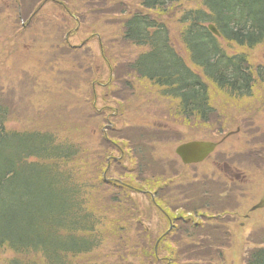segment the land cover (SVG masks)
I'll list each match as a JSON object with an SVG mask.
<instances>
[{
  "label": "trees",
  "instance_id": "1",
  "mask_svg": "<svg viewBox=\"0 0 264 264\" xmlns=\"http://www.w3.org/2000/svg\"><path fill=\"white\" fill-rule=\"evenodd\" d=\"M10 1L21 6L20 0ZM31 2L36 11L57 5ZM183 2L140 0L139 12L125 14L123 44L143 53L124 64L107 57L101 40L99 57L86 41L72 45L79 31L63 26L54 34L57 42L47 43L42 30L49 27L34 24L45 12H0V67L14 65L13 57L28 44L39 47L40 61H34L44 63L40 77L19 81L24 74L13 65L15 75L0 74V264L224 259L230 242L214 227L212 213L170 189L182 181L156 149L167 128L143 123L134 106L168 108L161 121L166 124L174 119L173 124L207 126L216 98L231 99L247 110L235 109L225 121L248 130L240 116L248 110L253 118L264 114V64L257 60L264 58L257 53L264 52V0H195L197 6L178 23L184 28L178 36L182 56L163 17ZM209 24L220 37L210 33ZM1 80L12 86L6 89L10 99L19 95L33 102L30 112L10 105ZM136 83L152 89L147 94ZM13 120L30 125L8 129ZM260 245L246 264H264V241Z\"/></svg>",
  "mask_w": 264,
  "mask_h": 264
},
{
  "label": "rangeland",
  "instance_id": "2",
  "mask_svg": "<svg viewBox=\"0 0 264 264\" xmlns=\"http://www.w3.org/2000/svg\"><path fill=\"white\" fill-rule=\"evenodd\" d=\"M25 1V4L23 3ZM57 5L54 4H47L41 12H45V14L50 15L51 17L48 18L46 15L43 16L40 19V24H35L38 28L40 26H48L49 29H44L42 32H48L45 35V40H47V43H56L57 41L54 39V34L57 32V27H64L66 30H71L69 32H73L76 30V28H79V32L77 34H74L72 38L70 39V43L72 45L81 46L85 41L86 47L91 50L94 56H100V43L97 40H101L105 46V51L107 54V57L110 58H116L119 57L121 64H124L125 62L133 59V57L138 56L142 50L134 51L133 48L129 44H123V24L125 23L126 19V13H137L140 11L139 3L140 0H51ZM21 6L18 5L16 7L15 4H13L10 0H0V12H36L35 9L32 8L33 4L31 0H23L21 1ZM197 6L196 3H193L191 5H188L187 3L183 2L180 6L176 7V9H172L170 12L171 14H167L163 17V22L166 21V25L168 26L172 38V42L175 45V49L178 50L181 55L183 56L184 53L181 50L182 48L179 45L178 36H180V32L184 29L183 26H180L179 19L182 17V14L185 11L191 10V8H195ZM16 7V9H15ZM26 8H29L26 10ZM183 8V9H181ZM32 9V10H31ZM66 12H71L72 14L77 17L79 22H81V25L77 27V25L74 23L75 20H70L67 16ZM175 12V13H174ZM128 15V14H127ZM155 18H158L157 14H152ZM20 14H18V19H20V22H25L23 18L19 17ZM17 17L14 14V18L17 19ZM17 19V22H18ZM50 20V21H49ZM53 27V28H51ZM64 34H62L61 39L63 38ZM44 45V43L42 44ZM264 49V46L261 48ZM40 52L39 47H35L32 44H28L26 46L25 53L23 52L22 55L13 57L15 59V63L13 65V62H9L8 66L3 68L0 67V74L4 75L8 74L9 77H12L16 74V72L12 71V65L14 67V70L17 72L22 69V72L24 75L20 74L22 77L21 80H28L33 76L40 77V65H43L44 63L40 64L37 63L40 60L37 55V53ZM258 55L264 56V52H257ZM34 57V59H33ZM1 59V57H0ZM34 60H37L35 62ZM111 60V59H110ZM260 63L264 64V58L257 59ZM112 61V60H111ZM124 71V70H122ZM4 78V77H2ZM33 78V77H32ZM2 86L5 83L4 80H1ZM136 86L139 87L142 91L146 92L147 94L152 89L150 85L146 84H139L136 83ZM5 90L11 89L12 86L9 83H5ZM147 94L145 96H147ZM7 98V99H6ZM6 100L10 101V105L14 106L15 110L18 113H28L32 109L33 102L29 100H23L20 99V96L10 99L7 96V90H6ZM39 100V106L37 108L40 110V95L38 97ZM217 104L215 107V115L216 117L211 118V122L207 125L208 131H211L213 133L217 132V129L219 128L221 131V136H225L228 132L235 131L237 125H229L225 120L229 118V116L225 117V115L234 114L236 111L235 109H238V111L247 110L244 105H237L235 101L228 99V102L226 100H221L216 98ZM98 106H102L100 103ZM134 109L136 111V115L143 116L146 119L143 121V123L147 125H153L154 122H159L160 125L164 126L161 121H163V114L165 112L167 113L166 108H163V106L155 107L153 105H150L149 103H145L143 107H140L138 104L134 106ZM262 111H264V106L261 108ZM157 115H156V114ZM232 113V114H231ZM162 116V117H161ZM221 120L225 121L224 123H221ZM240 121L242 123H245V128L248 129L249 132L253 133L257 132L258 134L262 135V137H253V139H246L239 137L238 135L234 136L233 139L241 138L243 141L241 143H253L258 142L260 144L259 149L261 148L264 150V114L257 115L256 117H252L251 112L248 110V113L246 115L240 116ZM26 120L17 121L13 120V122H10L8 124V129L13 130H23L26 126H29L27 123H25ZM248 124H252V127H248ZM241 125V124H240ZM206 128V127H205ZM204 128V129H205ZM228 128V129H226ZM257 128V130H255ZM226 129V131H225ZM254 129V130H253ZM196 130H200V126L197 127ZM202 130V129H201ZM225 131V132H224ZM242 131V129H241ZM243 133V132H242ZM218 141V140H214ZM161 151L164 153V155H168L169 159L175 161V156L171 152V148H167L166 145H161ZM229 149V148H228ZM258 149V150H259ZM220 150V149H218ZM248 148H245L243 146L240 147V152H247ZM233 164L240 166L241 168L248 170L250 168H253V155L251 157L249 156H242L240 158H235L230 160ZM171 162V161H167ZM173 163H169L171 165ZM246 165L248 167H246ZM206 171V167H203ZM255 170L248 173L249 181L248 185L243 191L241 190V186L239 185V182L235 183H228V189L227 193L229 196L228 201L224 203V205H221L219 207L220 210H222L225 206L229 205V208H234L236 204L234 203L237 199L238 203H242L241 208L239 209V212L241 213L242 217L239 218L237 224L232 227V233L233 238L232 241H234V246L231 247V250L226 251V255H224V259L222 261H219L218 258H213L215 264H245V259L247 257V253L250 252L255 247H262L260 243L264 238V210H259V212H256L254 214H250V219L247 221H244V216L247 215L250 211V209L257 203L259 197L261 196L262 191L264 190V170L259 171L258 169L254 168ZM230 176H235L234 174H230ZM208 185L210 182H207ZM247 183V182H246ZM195 189H197L199 192H201L204 187L202 186H195ZM178 193L182 194L184 197V191L182 188H178ZM233 192V193H232ZM232 193V194H231ZM175 194V192H174ZM195 194V193H194ZM196 196V195H195ZM241 197V198H240ZM234 201V202H231ZM226 219H229L227 217ZM240 223H244V226L241 228ZM258 233V234H257ZM257 236H254L256 235ZM231 241V240H229Z\"/></svg>",
  "mask_w": 264,
  "mask_h": 264
},
{
  "label": "water",
  "instance_id": "3",
  "mask_svg": "<svg viewBox=\"0 0 264 264\" xmlns=\"http://www.w3.org/2000/svg\"><path fill=\"white\" fill-rule=\"evenodd\" d=\"M187 2H191L193 0H186ZM209 30L216 36H219V33L214 28V26H210ZM215 145L210 143H191L185 146H182L178 149L177 154L183 159V161L187 163H197L201 162L206 155L211 153ZM188 161V162H187ZM264 208V193L260 200V203L253 209L259 210Z\"/></svg>",
  "mask_w": 264,
  "mask_h": 264
},
{
  "label": "flooded vegetation",
  "instance_id": "4",
  "mask_svg": "<svg viewBox=\"0 0 264 264\" xmlns=\"http://www.w3.org/2000/svg\"><path fill=\"white\" fill-rule=\"evenodd\" d=\"M232 159H235V157L230 159L225 154L221 153L215 157V159L213 160L211 164V166L217 172H223L227 176V181L223 184L224 189H228V183L244 182L243 168H241L238 165L233 164L230 161ZM256 163L258 164L259 161L257 160ZM230 174H234L235 176H230ZM212 181L213 182L215 181V174L213 175ZM217 181L221 182L222 180L218 178Z\"/></svg>",
  "mask_w": 264,
  "mask_h": 264
}]
</instances>
